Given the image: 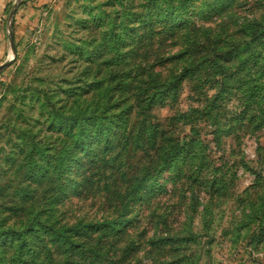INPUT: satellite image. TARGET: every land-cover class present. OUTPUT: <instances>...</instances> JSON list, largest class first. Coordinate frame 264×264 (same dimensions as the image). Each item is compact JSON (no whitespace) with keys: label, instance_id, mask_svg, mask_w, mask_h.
<instances>
[{"label":"rangeland","instance_id":"374dc122","mask_svg":"<svg viewBox=\"0 0 264 264\" xmlns=\"http://www.w3.org/2000/svg\"><path fill=\"white\" fill-rule=\"evenodd\" d=\"M25 1L0 56V264H264V35L244 44L264 0ZM82 115L109 137L83 146Z\"/></svg>","mask_w":264,"mask_h":264},{"label":"trees","instance_id":"16d2710c","mask_svg":"<svg viewBox=\"0 0 264 264\" xmlns=\"http://www.w3.org/2000/svg\"><path fill=\"white\" fill-rule=\"evenodd\" d=\"M180 3L185 4L186 1L185 0H180ZM12 33L14 35V30L12 29ZM264 35V23L261 24H257V22L255 23V25L252 26V30L250 32V36L249 38L244 42L245 45H248L249 43H251L253 40H261L262 37ZM16 44V40L14 43V46ZM243 44V45H244ZM244 45V46H245ZM249 48V47H248ZM231 48H228L225 50V53H228L229 50ZM239 50H241V48L239 47V49H235L234 51L236 52V54H238ZM216 71L220 72L221 74V78H219L217 81H219V91H224L225 88V81L230 78L229 74L227 72H225L224 70V66L223 64H221L220 62H218L216 64L215 67ZM173 83V82H172ZM216 95V94H215ZM80 117V122L75 123L76 125H78L76 133H77V138L79 140H81V144L83 146H87L86 144V140L88 138H90L91 136H95L98 135L100 136L101 134L105 135L106 138L109 137V133H110V129H111V125L108 122H104L102 119H91V120H86V117L84 115L79 116ZM73 122L70 121L69 124L71 125ZM94 124V128L92 129ZM74 125V123H73ZM155 128V124L153 123L152 125ZM194 138L189 137L188 139L183 135L182 138L179 137L178 139H176V141L171 142V144L168 146L167 149V155H172L173 152L179 150L180 148H191L194 145V141L195 139H199V137H196V134H198V130L194 129ZM217 134V133H216ZM190 150V149H188ZM167 158H169L167 156ZM90 225V227L93 226H100L102 224H93L90 223L88 224ZM43 229L46 230L47 233L50 234V236L53 238V240H57V241H61V242H67L72 240L71 239V231L74 230V233H82V228L79 226H73V227H67V228H61V227H57L53 224H47L44 223ZM12 234H10V236H12Z\"/></svg>","mask_w":264,"mask_h":264},{"label":"crops","instance_id":"0c3cea01","mask_svg":"<svg viewBox=\"0 0 264 264\" xmlns=\"http://www.w3.org/2000/svg\"><path fill=\"white\" fill-rule=\"evenodd\" d=\"M10 1L11 0H0V56L5 51H9L10 46L13 45V47H14V43H15V38L12 41V35H8L7 28L5 26L6 21L10 20L9 18L6 19V7L10 3ZM38 3H40V2H38L37 0H26L24 2V6H21L19 8V11H21L22 13H24V11H26L29 14V13L34 11V9L37 7L36 5ZM37 8L40 10L39 7H37Z\"/></svg>","mask_w":264,"mask_h":264},{"label":"water","instance_id":"95a60500","mask_svg":"<svg viewBox=\"0 0 264 264\" xmlns=\"http://www.w3.org/2000/svg\"><path fill=\"white\" fill-rule=\"evenodd\" d=\"M14 40V36H13V34H12V41ZM14 56H12L11 58H13ZM8 63V60H6V61H4V62H1L0 63V69L2 68V67H4L6 64Z\"/></svg>","mask_w":264,"mask_h":264}]
</instances>
